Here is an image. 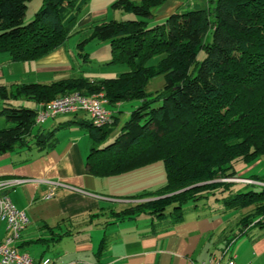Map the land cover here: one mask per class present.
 Listing matches in <instances>:
<instances>
[{
	"label": "trees",
	"instance_id": "trees-1",
	"mask_svg": "<svg viewBox=\"0 0 264 264\" xmlns=\"http://www.w3.org/2000/svg\"><path fill=\"white\" fill-rule=\"evenodd\" d=\"M30 1L0 0V53L10 61L37 60L62 47L87 0H42L24 23ZM166 1L118 0L115 5L135 19L92 25L90 38L110 43L106 64L125 65L120 74L0 86V115L9 124L0 129V154L30 143L48 149L57 141L54 130L32 132L37 107L11 100L39 103L73 92H103L112 122L104 127L89 118L81 122L92 139L88 171L106 177L161 161L166 174L162 187L130 196L157 199L113 216L147 212L167 228L189 212L216 206L213 211L235 215L236 229L225 237L223 256L250 228L264 227V185L245 184L239 191V183L220 180L237 177L235 161L264 155V0H209L151 25L152 8ZM155 56L159 61L148 64ZM159 75L163 87L147 92L148 82ZM117 102H131L118 130L122 110L112 109ZM241 178L264 183V173Z\"/></svg>",
	"mask_w": 264,
	"mask_h": 264
},
{
	"label": "crops",
	"instance_id": "crops-1",
	"mask_svg": "<svg viewBox=\"0 0 264 264\" xmlns=\"http://www.w3.org/2000/svg\"><path fill=\"white\" fill-rule=\"evenodd\" d=\"M71 58L64 45L37 60L10 61L0 53V86L50 83L76 76L79 73L73 74L76 66ZM56 70L63 73L52 77L51 72ZM10 103L36 108L40 102ZM130 103L117 102L112 107L122 110L116 130L128 117L130 109L125 111L124 107ZM60 115L36 124L32 131L54 130L57 141L53 147L39 149L30 143L0 154V180L7 183L0 192L6 193L29 219L16 244L19 251L36 261L48 257L57 264H200L210 254L217 256L216 250H220L221 257L225 237L236 229L233 213L213 211L216 206L205 208L187 213L182 221L167 228L147 212L115 218L112 212L141 201L130 196L165 184L163 163L156 161L117 175L94 176L86 167L92 139L81 123L88 121V116L79 112L64 120ZM8 125L0 115V129ZM236 183L239 191L247 187L246 183ZM51 191L52 196L46 197ZM6 235V224L0 220V242ZM231 251L236 264H264V227L250 228L234 242Z\"/></svg>",
	"mask_w": 264,
	"mask_h": 264
},
{
	"label": "rangeland",
	"instance_id": "rangeland-1",
	"mask_svg": "<svg viewBox=\"0 0 264 264\" xmlns=\"http://www.w3.org/2000/svg\"><path fill=\"white\" fill-rule=\"evenodd\" d=\"M118 0H87L84 6L78 12L77 24L74 27L72 33L67 38L64 44V50L69 54L71 59H73V64L76 66L73 74H83V75H94L96 77H114L120 74L122 71L126 70L125 65L122 64H111L108 65L106 62L110 59V43L108 40H101L98 38H90L92 25L101 22H117L127 19H135L133 13L127 11L120 5H115ZM133 2L139 3L141 0H131ZM42 0H31L27 4L25 15L23 17V22H28L34 16L35 11L40 7ZM209 0H168L162 4H158L152 8V17L150 18V24L162 21L167 14H169L173 9H191L197 6L205 5ZM176 6H179L176 8ZM85 39H88L85 41ZM86 53V54H85ZM201 57V54H200ZM160 59V56H155L151 58L147 63L154 65ZM63 72H51L52 77H58ZM70 75V74H68ZM164 78L162 75L156 76L151 79L147 86V92H155L163 87ZM32 105V104H30ZM125 111L130 109V106L124 107ZM64 118V120L70 118L69 114H62L59 116ZM116 134L117 132H113ZM234 168L238 175L244 177H249L255 174L264 173V155L260 158L253 160L252 162H245L242 160L235 161L233 163ZM221 181H231V182H243L246 184H259L260 183L247 178H221ZM193 187V186H190ZM181 190H177V193ZM167 197V195L165 196ZM161 198V197H159ZM136 200H141L139 203L148 202L149 200H155V196H146L135 198ZM235 215H233V220ZM236 251V249H235ZM217 256L220 255V250L215 252Z\"/></svg>",
	"mask_w": 264,
	"mask_h": 264
},
{
	"label": "built area",
	"instance_id": "built-area-1",
	"mask_svg": "<svg viewBox=\"0 0 264 264\" xmlns=\"http://www.w3.org/2000/svg\"><path fill=\"white\" fill-rule=\"evenodd\" d=\"M107 102L103 92L90 96L78 92L66 94L50 101L40 102L37 106L35 123L42 124L59 114L82 112L88 116L93 126L104 127L113 120L111 110L106 107ZM6 184L0 180V190ZM52 194L51 191L46 197H50ZM0 220L5 222L7 231L5 239L0 242V264H57L48 257L36 261L30 254L17 249L16 244L20 241L29 219L26 213L17 209L10 197L2 192H0ZM231 250H227L221 257L209 255L200 264H236L235 256Z\"/></svg>",
	"mask_w": 264,
	"mask_h": 264
}]
</instances>
